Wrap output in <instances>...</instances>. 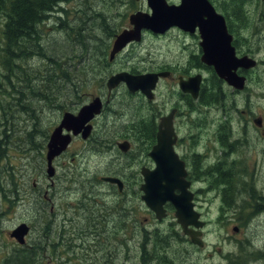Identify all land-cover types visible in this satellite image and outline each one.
<instances>
[{
    "label": "flooded vegetation",
    "instance_id": "obj_1",
    "mask_svg": "<svg viewBox=\"0 0 264 264\" xmlns=\"http://www.w3.org/2000/svg\"><path fill=\"white\" fill-rule=\"evenodd\" d=\"M209 1L228 18L227 31L236 57L247 56L257 61L254 69L237 70V75L245 78L241 90L227 84L213 67L203 63L198 28L184 31L173 27L162 34L144 31L142 42L130 43L111 58L117 36L133 28L130 16L152 12L147 0H98L99 53L91 54V50L97 51L93 44L81 56L73 57L70 67L74 69L73 82L69 84L68 79L64 95L43 97L41 90L54 87L34 88L39 95L33 97L35 118L29 132L41 145L40 175L46 174L48 143L64 115L76 118L85 106L100 100L99 112L85 124H68L62 129L70 142L53 165L57 169L60 160H69L64 163L68 165L62 175L67 184L65 199L57 198L60 186L55 181L56 175L54 179L47 178L45 185L35 178L26 181L21 172L17 176L11 174L25 192L17 193L20 204H30L34 214L29 222H20L29 225L30 234L33 230L38 236L52 234L58 220L69 223V264H197L194 257L204 248L194 245L181 229L173 204L167 202L165 216L158 218L143 200L144 173L157 170L159 164L165 172L185 173L183 181L188 185L199 221L209 220L202 203L210 204L212 198L222 205L219 219L225 218L228 211L244 214L242 219L264 216V7H257L259 20L250 22L248 0H228L225 10L220 6L224 0ZM82 2L88 4L87 0ZM11 7L8 5L7 9ZM146 37L167 44L161 56L149 49L146 68L141 69L133 62L134 55L127 51L141 46ZM67 66L69 71V60ZM124 71L157 74L152 95L130 92L124 83L110 90L109 78ZM197 79L199 87L194 97L193 92L182 86L188 83V88L194 89ZM250 88L257 93L254 95L259 99L258 108L250 102ZM12 98L9 96L7 100ZM25 98L24 92H20L8 106L10 112L7 111L6 122L19 129L20 148H25V129L30 128L22 124L31 119L26 113ZM46 98L54 100L49 102ZM161 130L165 132L166 143L154 156ZM0 174L5 176V172ZM7 179L0 175V186L2 180L8 184ZM25 181L32 183L31 193L25 188ZM249 231L240 230L244 237L235 240L236 247L248 241L245 238L249 237Z\"/></svg>",
    "mask_w": 264,
    "mask_h": 264
},
{
    "label": "rangeland",
    "instance_id": "obj_2",
    "mask_svg": "<svg viewBox=\"0 0 264 264\" xmlns=\"http://www.w3.org/2000/svg\"><path fill=\"white\" fill-rule=\"evenodd\" d=\"M68 1L69 0L62 1L60 7L61 9H63V12L58 11L56 15L53 14V18L47 22L45 29L43 31H40V34L42 37L41 43L37 42L38 45L39 44L43 45L46 52L51 57L56 59L57 61L59 60L63 64V67L66 69H68L67 68L68 61L65 64V60L67 59L68 56H69V59H68L69 67H71L72 65L71 61L74 56H81L85 48H87L88 46H92L93 43L94 45L96 44V41H97L96 38H98V34H99L98 28H97V22H98L97 14L98 12L100 13V9L98 7V4H99L98 0H87L88 4L83 3L82 2L83 0H72V3L70 6H69ZM168 2L171 4H177L178 0H168ZM247 5L250 8L249 21L257 22L258 21L257 15L259 13V10H257V6L253 4V0H248ZM57 16L61 17V20L63 22L65 20V23H66L65 25L66 26L68 25V26L63 27L61 22L57 20ZM2 18L3 17L0 15V27L2 26L0 28V48L1 46L4 45L3 40L6 41L5 35L3 32L4 24H5V21H4L5 17L4 19ZM59 25H61V27H59ZM43 26H45V23H43ZM63 28L65 29V31L63 30ZM72 28L77 29L78 31H81V33L83 32L82 34L83 37L81 38V40H83V43L80 40L76 41L77 35L74 34V31H72ZM68 33H69V39L67 35ZM87 40H90V41H87ZM166 44L167 43L163 40L157 41V40L146 37V40L141 46L139 45L136 46L132 51L129 48L127 53L134 55L133 62L136 65H138L139 68L142 69V68H146L145 60L147 58L148 50L152 49V51L156 55L161 56L166 50ZM95 48L97 51L95 52H93L92 50L90 51L91 54L93 55H96V53L97 54L99 53L98 51L99 46L97 44ZM30 52L31 54L33 53L31 50ZM28 58L26 59L27 61L25 60L26 62L23 60H21L20 62L21 64L25 65V68H27L28 71L31 72L32 74H34L35 69H40V71L45 70L47 66L50 64L48 61L44 60V58L41 56L35 55V56L28 57ZM54 71L55 69L51 71L49 74L51 75L56 74ZM68 72L73 74L74 69L69 68ZM0 74H1V68H0ZM68 74L65 77L66 79H69ZM1 79H2L3 84L0 86V97H5V89L2 87L3 85H5V80L3 76ZM34 82L41 83L42 82L41 77L38 76L36 78H33V84ZM72 82H73V79H72ZM18 86L19 87H14V89L15 90L23 89L22 91L25 92L24 90L25 85L23 83H20ZM39 86L42 87V85H39ZM59 87L62 91L61 94H58V91H57ZM65 87H67V82H66V85L64 84L60 86L59 85L55 86V88L51 89L50 91H47L46 93L41 92V94L44 93L43 97L45 95L50 96L52 93H53L52 95H55V96L64 95ZM29 91L30 90H27L26 93H28ZM254 94H257V93L254 92L252 88H250V95H251L250 102L252 104H255L254 106L255 108H258L259 99ZM6 97L8 98V96ZM8 124L11 125L12 122H8ZM22 125L25 128L30 127L29 129H25V131H29L31 130V128H33L34 120H31V119L26 120ZM13 128L14 130L12 134H14V136L10 134L11 135L10 137L15 138L16 135L19 133L18 132L19 129L18 128L16 129V126H14ZM37 128L39 129V122H38ZM20 135H21V132H20ZM18 141L19 139L18 140L12 139V143L10 144L9 148H4L3 151L1 152L4 159L0 161V171L5 172V176L3 174H0L1 178L7 179V174L11 175L12 173H14L17 176L18 172H21L26 176V181L27 180L32 181V179L35 178L36 181H39V182H42V184L48 185L47 183L49 180L47 179V175L46 174L40 175L38 172L39 163H38V159L36 156L37 155L36 152L32 149H29L28 145H26L24 142H23V146H25V148L23 147L19 151L16 147ZM23 156L25 157L27 156V157L25 158ZM68 162L69 160L66 158L60 160L58 163V168L56 169L57 174L55 177V181L58 182L60 186V193L59 192L57 193V198H60V197L64 199L66 198L64 188L67 186V184H66L65 179L62 178V175L66 171L65 167H67L68 165V164L64 165V163H68ZM16 181H17L16 186H17L18 191L20 193L25 194V192H23L22 190V185L20 184V181H18L17 179ZM26 181H25L24 186L26 189H29V193H31L32 188H33L32 183H29ZM5 187L7 188V186ZM5 190L7 191V189ZM204 198L205 196L202 197V199ZM212 200L213 201L210 204L202 203L204 212L205 213L208 212L210 215L209 220L205 221L206 226L204 228V234H203L204 240L206 242V247L198 254V256L194 257V261L197 262V264H228V261L226 260V255L230 252L237 251L234 257V260H237L239 258H242V259L246 258L249 264H256L253 258H250L248 257V255L245 254V252L248 251L247 244H243L241 248L237 250L238 247H236L235 240L238 238L244 237L243 233H239L240 230L242 229L251 230V231H254L255 234H250V235L257 236V239L253 237H247L245 239H249L250 241H254V242H259V247L263 248L264 246V216L257 218V219L250 218L249 222H246L247 219L241 221L242 218L244 217V214H240L239 212L235 213L234 211H228V212H225L226 214L225 218L219 219V215L222 210V205L220 204L218 200H214V198H212ZM29 202L32 203L33 200H30ZM25 210H28V213H24L23 211ZM33 217H34V214H31L30 204H25V206H22V204L17 205V203H12L11 205H9L8 202L3 200L2 197L0 196V264H4L8 260H10L16 253L15 250L17 248L13 247V243L11 242V239L9 238L8 233L12 231L14 227H16L20 222L24 220H26V222H29L30 220L33 219ZM49 223L51 224L53 222H49ZM57 223H58L57 228H54L56 231L60 232L62 231V229L69 230V223H63V221H60V220H58ZM235 227L239 228L238 232H234ZM36 233H37L36 230H33L32 234H30L28 238V242H30V244H33L34 242L41 243L43 247H46L45 241L48 239H45V238L41 239L39 236H37ZM43 236L45 237V235ZM231 238H234V239H231ZM231 240H233V242H230ZM41 245H38V246L41 248L42 247ZM61 247H59V251H60L59 256L61 258L55 259L52 256H48V255H55V254L53 253L51 254L50 252H48L49 249L46 248L44 251H42L43 254H42L41 262H43L44 264H69V250L65 252V249ZM253 251L255 253L261 252V250H259L257 246L254 248ZM240 252H243V255H240ZM66 256H68L67 259H66ZM27 264H30V263H27ZM257 264H264V254L261 255Z\"/></svg>",
    "mask_w": 264,
    "mask_h": 264
},
{
    "label": "water",
    "instance_id": "obj_3",
    "mask_svg": "<svg viewBox=\"0 0 264 264\" xmlns=\"http://www.w3.org/2000/svg\"><path fill=\"white\" fill-rule=\"evenodd\" d=\"M148 1L153 9L152 15L138 13L131 16V23L135 28L125 30L117 37L113 46L112 57L131 41H140L143 29L155 33H164L171 27H178L186 31H193L196 27H199L202 36L201 45L204 50L203 62L214 67L217 75L230 85L239 89L244 88L245 78L239 77L236 72L239 68L250 69L254 67L256 61L248 57H236L235 50L231 45V36L227 32L225 18L217 14L208 0H182L179 5H168L165 0ZM157 79V74L133 76L128 73H120L110 78L107 85L109 89H112L124 82L130 91L141 90L150 97ZM188 85V83L183 84V89L193 92V96L197 97L198 79L194 89L188 88ZM99 108L100 100L96 99L93 103L85 106L78 117L73 118L70 115L69 117L64 115L61 125L54 131L48 144L47 174L49 177L55 174V169L52 166L53 159L66 150L70 142L69 136L62 134V129L67 127L68 124L69 126L85 124L94 113L99 112ZM165 143V132L161 130L159 144L155 147L154 156L157 155V150ZM184 176V172L177 174L165 172L162 164H159L157 170L145 173L146 184L143 186L142 191L144 192L143 200L155 211L158 218L164 217L163 206L170 201L176 208L178 222L185 231H189V226L194 225L196 228H202L205 223L196 221L198 216L194 218L191 196L189 195L188 185L183 181ZM164 182H166V186L163 185ZM177 190L180 191L178 195H176ZM28 230V227L23 224L11 235L20 243H23ZM189 234L195 244L203 246V242L200 241L201 234Z\"/></svg>",
    "mask_w": 264,
    "mask_h": 264
},
{
    "label": "trees",
    "instance_id": "obj_4",
    "mask_svg": "<svg viewBox=\"0 0 264 264\" xmlns=\"http://www.w3.org/2000/svg\"><path fill=\"white\" fill-rule=\"evenodd\" d=\"M11 1H12L11 2L12 5H10V3L7 2V0H0V15L2 17L3 16L5 17V19L3 17L5 21V24H4L5 31L3 30V32L5 35V39H6V41L3 40L4 45L1 46L0 48V68H1L0 86L3 84L2 79H1L2 76L5 80V85L2 86L5 89V97H0V104H1L0 105V122H1L0 123V142H4L5 140L6 142L9 141L8 145L12 142V137H10L11 136L10 134L13 133V130H14L13 127L15 126L14 124L9 125L8 122H6L7 117H8L7 116L8 106L10 105V103H12L13 99L18 97L17 95L20 92H24L22 90H19V91L15 90L14 87L18 86L20 83H23L25 85L24 95L26 97L25 98L26 113L28 117L31 116L30 117L31 120H34L35 118L34 109H33L34 107L32 106V104L35 101V99H33V97L39 95V93L35 91L34 88L38 85H42V87H54V88L55 86H58V85L59 86L64 85L67 82V79L65 77L68 74V70L63 67V64L59 60L57 61L56 59L51 57L46 52L43 45L37 44L38 37L35 35L38 33V31L40 32L45 29L47 22L53 18V14H56L58 10L63 12V9L60 10L59 8L61 0H35V1L34 0H11ZM255 2L259 3V0L258 1L255 0ZM8 5L13 6V8L11 10L7 9ZM53 8H55L56 10ZM50 13H51V16L49 15ZM58 20L59 22H63L61 20V17L58 18ZM43 23H45V26H43ZM59 27H61V25H59ZM63 30L65 31L64 28ZM72 31H74V34L77 35L76 41L80 40L83 43V40H81V38L83 37L81 31H78L77 29H74V28H72ZM29 49L33 52L32 54ZM34 53L37 56L43 57L44 60L48 61L50 64L47 66L45 70L40 71V69H35L34 74H32L31 72L28 71L27 68H25V65L21 64L20 61L21 60L25 61L28 57L35 56ZM67 61L68 59L65 60V64L67 63ZM54 69H55L56 74H54L55 76L54 75L52 76L49 73L53 71ZM73 75L74 74H71L69 72V84L72 83ZM38 76L41 77L42 83L34 82L33 84V78H36ZM9 87H11L12 89L9 90L8 89ZM59 89L60 87L58 88V94H61L62 91ZM27 90H30V91L26 93ZM45 91L46 90H41V92H45ZM6 96L8 97L10 96L13 98L12 100L8 101ZM41 96L43 95L41 94ZM53 100L54 99H48L49 102ZM18 136L19 135L17 134L15 139L18 140L19 139ZM32 136H33L32 132H29V131L26 132L25 144L28 145L29 149H32L36 152L37 159L39 160L40 157L38 153H40L41 151V145L39 142L34 140ZM1 159L2 157L0 156V160ZM10 183L12 184V187H11V190H9V192L14 193V194L15 192L17 193V187L12 177H10ZM1 192L4 193L5 200H9V197H11V195H9L8 192L4 190L3 187L1 188ZM6 192L8 195L6 194ZM16 196L17 194L14 197ZM64 232L65 230H63V233ZM67 236H69V230H66V233L63 235V244H62V247L60 246L61 248L65 249V252H67L69 249L68 247L69 237ZM59 237L60 235H57V239ZM44 238L45 239L51 238L53 241L56 240L55 236H52L50 232H47ZM44 238L41 237V239H44ZM38 245H41V243L34 242L28 248H24L23 250H16L15 255L10 260L5 262L4 264H27V263L41 264L42 263L41 258L43 254L42 251H44L46 247H43L41 245L42 247L40 248ZM59 245L60 243L59 244L51 243L48 246V249H50V253L55 254V255H52L53 257H55V259L61 258L59 256L60 254ZM234 261H231V264L232 263L238 264L239 262H241L240 259H237Z\"/></svg>",
    "mask_w": 264,
    "mask_h": 264
},
{
    "label": "bare ground",
    "instance_id": "obj_5",
    "mask_svg": "<svg viewBox=\"0 0 264 264\" xmlns=\"http://www.w3.org/2000/svg\"><path fill=\"white\" fill-rule=\"evenodd\" d=\"M35 1V0H34ZM72 1V0H71ZM258 1V0H257ZM68 2H70V1H68ZM31 3V2H30ZM2 4V3H1ZM57 4V3H56ZM59 4V3H58ZM10 5H12L11 3H10ZM91 5V4H90ZM6 6V5H5ZM60 6V5H59ZM119 6V5H118ZM6 8V7H5ZM12 8V7H11ZM238 8V7H237ZM3 9V8H2ZM53 9H55V8H53ZM235 9V8H234ZM239 9V8H238ZM56 10V9H55ZM60 10H61V8H60ZM59 11V10H58ZM237 11V10H236ZM240 11H242V10H240ZM101 12V11H100ZM114 12V11H113ZM235 12V11H234ZM52 13V12H51ZM51 13L49 14L50 16H51ZM6 14V13H5ZM57 14V13H56ZM55 14V15H56ZM60 14V13H59ZM101 14V13H100ZM102 14H104V13H102ZM7 15V14H6ZM48 15V14H47ZM70 15V14H69ZM242 14H240V17H242L241 16ZM60 16V15H59ZM59 16H57V20H58V18H60ZM63 16V15H62ZM234 16V15H233ZM236 16V15H235ZM4 17V16H3ZM123 17V16H122ZM238 17V16H237ZM102 18V17H101ZM234 18V17H233ZM3 19V18H2ZM106 19V18H105ZM117 19V18H116ZM240 19V18H239ZM47 20V19H46ZM103 21V20H102ZM105 21V20H104ZM235 21V20H234ZM8 22V21H7ZM16 22V21H15ZM101 22V21H100ZM248 22V21H247ZM94 23V22H93ZM92 23V24H93ZM103 23V22H102ZM120 23V22H119ZM232 23V22H231ZM2 24V23H1ZM42 24V23H41ZM61 24H62V26L63 27H67L65 24V20H64V22H61ZM84 24V23H83ZM82 24V25H83ZM37 25V24H36ZM39 25V24H38ZM94 25V24H93ZM230 25V24H229ZM238 27V26H237ZM35 28V27H34ZM77 28V27H76ZM89 28V27H88ZM231 28V27H230ZM247 28V27H246ZM39 29V28H38ZM104 29V28H103ZM237 29V28H236ZM239 29V28H238ZM84 30V29H83ZM119 30V29H118ZM5 31V30H4ZM38 31V30H37ZM112 31V30H111ZM229 32V31H228ZM245 32V31H244ZM237 33V32H236ZM82 34H83V32H82ZM97 34V33H96ZM37 37H38V43L39 42H41V34H40V32L38 31V33L37 34H35ZM90 36V35H89ZM36 37V38H37ZM35 38V37H34ZM75 38V37H74ZM92 39V38H91ZM97 39V38H96ZM34 40V39H33ZM262 40V39H261ZM87 41H90V40H87ZM94 41V40H93ZM93 41H92V43H93ZM116 41V40H115ZM158 41V40H157ZM258 41V40H257ZM13 42V41H12ZM11 43V42H10ZM43 43V42H42ZM115 43V42H114ZM33 44H34V42H33ZM94 44V43H93ZM92 44V45H93ZM98 44V43H97ZM105 44V43H104ZM37 45V44H36ZM100 45V44H99ZM96 47V44L95 45H93V47ZM6 47V46H5ZM113 48V47H112ZM151 48V47H150ZM259 49V48H258ZM99 51V50H98ZM260 52V51H259ZM5 53V52H4ZM101 53V52H100ZM7 54V53H6ZM28 54V53H27ZM35 54V53H34ZM256 54V53H255ZM96 55H97V53H96ZM102 55V54H101ZM6 56V55H5ZM100 56V55H99ZM105 56V55H104ZM15 57V56H14ZM8 58V57H7ZM29 59V58H28ZM27 61V60H26ZM72 62V61H71ZM155 62V61H154ZM18 66V65H17ZM13 68V67H12ZM21 68V67H20ZM70 68V67H69ZM17 69V68H16ZM68 70V69H67ZM55 72V71H54ZM101 72V71H100ZM56 73V72H55ZM69 73V72H68ZM63 74V73H62ZM51 75V74H50ZM53 75V74H52ZM55 76V75H54ZM69 77V76H68ZM67 77V78H68ZM51 79V78H50ZM52 80V79H51ZM37 81V80H36ZM67 81H68V79H67ZM220 82V81H219ZM42 83V82H41ZM12 85V84H11ZM66 85V84H65ZM20 86H22V85H20ZM33 86V85H32ZM39 86V85H38ZM16 87H19V86H16ZM44 88V87H43ZM63 88V87H62ZM19 90V89H18ZM23 90V89H22ZM25 90V89H24ZM61 90V89H60ZM65 90V89H64ZM50 91V90H49ZM58 91V90H57ZM11 92V91H10ZM46 92V91H45ZM52 92V91H51ZM49 93V92H48ZM13 94V93H12ZM44 94V93H43ZM42 94V95H43ZM53 94V93H52ZM51 94V95H52ZM54 94H55V92H54ZM56 95H57V93H56ZM75 97V96H74ZM60 98V97H59ZM35 102V101H34ZM15 103V102H14ZM140 103V102H139ZM187 104V103H186ZM1 105V104H0ZM21 105H23V104H21ZM191 106V105H190ZM13 107V106H12ZM142 109V108H141ZM231 109V108H230ZM126 110V109H125ZM9 111V110H8ZM38 111V110H37ZM10 112V111H9ZM8 113V112H7ZM33 116V115H32ZM35 116V115H34ZM31 117V116H30ZM129 118V117H128ZM37 120V119H36ZM38 125V124H37ZM16 129H17V127H16ZM127 129V128H126ZM223 129H225V128H223ZM7 130V129H6ZM13 130V129H12ZM19 132V131H18ZM17 132V133H18ZM155 132V131H154ZM180 132V131H179ZM16 133V132H15ZM11 135H13L14 136V134H12L11 133ZM146 136V135H145ZM19 137V136H18ZM9 139H10V137H9ZM223 139V138H222ZM101 142V141H100ZM96 144V143H95ZM100 146H101V144H100ZM225 146V145H224ZM100 149V148H99ZM193 156V155H192ZM207 157V156H206ZM204 158V157H203ZM222 158V157H221ZM192 160V159H191ZM217 160V159H216ZM217 164V163H216ZM224 164V163H223ZM237 166V165H236ZM199 167V166H198ZM233 167V166H232ZM221 168V167H220ZM241 173V172H240ZM69 179V178H68ZM216 179V178H215ZM216 181H217V179H216ZM221 181V180H220ZM219 181V182H220ZM213 183H215V182H213ZM94 186V185H93ZM84 187V186H83ZM227 187V186H226ZM90 188V187H89ZM214 189V188H213ZM211 190V189H210ZM233 190H234V188H233ZM219 191V190H218ZM232 191V190H231ZM92 192V191H91ZM16 193V192H15ZM218 193V192H217ZM18 196V195H17ZM95 196V195H94ZM217 196V195H216ZM255 202V201H254ZM80 203V202H79ZM232 203V202H231ZM231 205V204H230ZM99 206V205H98ZM118 208V207H117ZM248 208V207H247ZM103 209V208H102ZM231 209V208H230ZM100 210V209H99ZM47 220V219H46ZM159 222V221H158ZM52 224V223H51ZM41 225V224H40ZM150 226V225H149ZM49 227V226H48ZM74 227V226H73ZM52 230V229H51ZM43 236V235H42ZM171 236V235H170ZM88 237H90V236H88ZM43 238H44V236H43ZM148 239V238H147ZM186 242V241H185ZM72 243V242H71ZM124 243V242H123ZM135 243V242H134ZM119 245V244H118ZM69 247V246H68ZM135 247V246H134ZM154 248V247H153ZM26 250V249H25ZM41 250V249H40ZM69 250V249H68ZM42 251V250H41ZM15 252V251H14ZM66 254V253H65ZM91 258V257H90ZM70 260V259H69ZM254 260V259H253ZM235 262V261H234ZM144 263H145V261H144ZM148 264V263H147ZM233 264V263H232ZM235 264V263H234Z\"/></svg>",
    "mask_w": 264,
    "mask_h": 264
}]
</instances>
